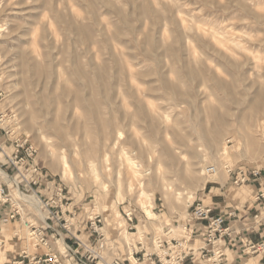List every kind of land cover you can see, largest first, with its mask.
<instances>
[{
    "label": "rangeland",
    "instance_id": "1",
    "mask_svg": "<svg viewBox=\"0 0 264 264\" xmlns=\"http://www.w3.org/2000/svg\"><path fill=\"white\" fill-rule=\"evenodd\" d=\"M0 30V144L5 154L11 153L5 131L28 137L47 175L105 218L109 235L120 240L118 254L126 256L125 230L131 237L129 251L144 238L188 239L192 204L219 202L221 186L230 201L253 200L252 186L233 187L229 171L255 167L264 177V104L260 110L250 104L264 96V0H0ZM213 114L225 118L220 138L212 133ZM55 127L65 131L64 142ZM41 136L57 148L55 158ZM215 139L218 146L211 143ZM223 142L229 146L226 157ZM92 143L108 193L79 158ZM62 150L74 182L59 174ZM123 151L139 165L138 179L154 195L150 210L157 219L150 220L142 208L139 182L124 163ZM5 154L0 151V167ZM107 155L109 163L103 161ZM208 167L217 170L212 179L201 174ZM120 170L125 199L118 203ZM3 180L0 176V184ZM129 181L135 187L132 195ZM164 181L185 195L188 207L164 194ZM124 211L135 215L130 225L137 231H128ZM16 227L0 238L6 241L0 247L6 262L19 250L9 242ZM254 258L246 264H255Z\"/></svg>",
    "mask_w": 264,
    "mask_h": 264
},
{
    "label": "built area",
    "instance_id": "2",
    "mask_svg": "<svg viewBox=\"0 0 264 264\" xmlns=\"http://www.w3.org/2000/svg\"><path fill=\"white\" fill-rule=\"evenodd\" d=\"M14 133V135H12ZM12 130L5 131L6 143L10 142V154L0 171L6 180L0 184V235L10 226L18 225L9 242L19 246L12 260L5 264H133L129 247L126 256L118 254L119 242L109 235L108 226L97 208L70 195L63 183L51 179L39 159L38 147L28 137L18 136ZM208 167V172H215ZM233 187L260 184L264 180L261 169L250 167L229 171ZM255 204L264 203V191L254 196ZM186 229L188 239H167L166 235L154 236L150 241L142 239L133 247L135 264H231L225 238L234 234L232 226H226L228 215L214 214V208L201 201L194 202ZM126 223L133 224L135 215L124 211ZM254 223L264 222L262 214L254 215ZM130 225L128 231H134ZM203 236V244L194 246L195 236ZM137 233H132L136 235ZM168 234V233H167ZM246 256L264 255V241L241 239ZM6 241L0 240L3 248Z\"/></svg>",
    "mask_w": 264,
    "mask_h": 264
},
{
    "label": "bare ground",
    "instance_id": "3",
    "mask_svg": "<svg viewBox=\"0 0 264 264\" xmlns=\"http://www.w3.org/2000/svg\"><path fill=\"white\" fill-rule=\"evenodd\" d=\"M3 30H0V32H2ZM173 89V88H172ZM178 91V90H177ZM174 92V91H173ZM82 96V95H81ZM256 98L253 100V102H251L250 104H252L253 105V109L254 110H260V107H261V105L262 104H264V96H260V95H258V96H255ZM52 99V98H51ZM87 101V100H86ZM50 102V101H49ZM87 103V102H86ZM93 103H94V100H92V103L90 104L91 105V107H90V111L91 110H94V109H92V105H93ZM99 103H100V101H99ZM43 105L42 106H44V107H47V101L46 102H43L42 103ZM50 104V103H49ZM49 106V105H48ZM95 106H97V105H95ZM54 107V106H53ZM98 108V107H97ZM251 108V109H252ZM87 109H89V108H87ZM253 109H252V111H253ZM98 110V109H97ZM95 111V110H94ZM93 111H91V113H92ZM228 112V111H227ZM93 113H95V112H93ZM217 113V112H216ZM247 115V114H246ZM32 116L34 117V112L32 113ZM228 116V115H227ZM223 118H221V117H219V116H217L216 114H213L212 115V118H214L215 119V123H214V125H213V127H212V133L213 134H215V135H217V138H220L221 137V131H220V126H224V124H225V118H224V116H222ZM106 124V123H105ZM106 127H107V125H106ZM206 128V127H205ZM55 129H56V131L58 132V136L61 138V140L64 142V137H65V134L66 133H64L62 130H60V129H58L57 127H55ZM228 129V128H227ZM174 131V130H173ZM15 132V131H14ZM71 132V131H70ZM77 132V131H76ZM73 134H74V132H73ZM162 134V133H161ZM71 135V134H70ZM210 135H212V134H210ZM67 136V135H66ZM42 137V136H41ZM94 138V137H93ZM211 138V137H210ZM213 138V137H212ZM222 138H224V137H222ZM108 139V138H107ZM41 140L43 141V143L45 142V146H46V149H47V153H48V155L49 156H51V157H54L55 158V155L57 154L56 153V147H55V145L54 144H52L51 142H50V140H48L47 138H45V137H42L41 138ZM181 140V143H183V144H186L185 143V140L184 139H180ZM226 140V139H225ZM180 142V141H179ZM188 143V142H187ZM211 143H213L214 145L213 146H218V141L215 139V140H212V142ZM224 143V142H223ZM96 149V145L95 144H93L92 143V147L88 150V152H87V155H83V154H80L79 155V158H80V160H81V164H86V166L87 167H89V170L91 171V174H92V178H93V180H94V182L96 183V185L103 191V192H105V193H108L109 192V187L106 185V182H104L103 180H102V177H101V173H100V171H99V166H98V163H97V160H96V158H95V154H93V153H95V150ZM222 150H223V155L226 157V156H228V154H229V146H228V143L227 142H225L224 144H223V146H222ZM194 151V150H193ZM169 152V151H168ZM59 153V152H58ZM169 154V153H168ZM171 154V153H170ZM174 154V153H173ZM122 158L124 159V163L126 162L127 163V165H128V167H130L129 169H132V171H133V173H134V176L135 177H137V179H138V177H139V175H140V171H139V165L136 163V162H134V160H133V158L127 153V152H125V151H123L122 152ZM146 157V156H145ZM171 157H174V155H172ZM58 160H59V163H60V171H59V174H60V176L62 177V179H64V181H75V179H76V175L74 174V172L72 171V169H71V166H70V162H69V158H68V156H67V152L65 151V150H62L61 152H60V154L58 155V158H57ZM173 159V158H172ZM227 160V159H226ZM225 160V161H226ZM229 160V159H228ZM228 160H227V162H225V163H229L228 162ZM103 161L104 162H106V163H109V157H108V155L103 159ZM125 163V164H126ZM189 164V163H188ZM122 165V164H121ZM124 165V164H123ZM229 165V164H228ZM189 166V165H188ZM192 166V165H191ZM185 167V166H184ZM216 172H217V170H215V172H208V168H206L204 171H202V175H204V174H206V173H208L209 175V177H211L210 179H212L215 175L214 174H216ZM191 174V173H190ZM0 176L2 177V178H6L5 176H3V174L1 173V171H0ZM78 177H85L84 176V174L83 173H79L78 175H77ZM117 176H119L118 177V179H116L117 180V182H116V184H115V188H116V198H117V201L116 202H118V203H120L121 202V200H123V199H125V190H124V186H123V181H122V172H121V170L118 172V175H116V177ZM188 176V175H187ZM138 182H139V187H140V192H139V202H140V204H141V206H142V208H144L146 211H147V213H148V218H150V220H153V219H157L158 217L156 216V214L152 211V210H150V207L151 206H153V194H150V193H148L146 190H145V184L142 182V180L141 179H138L137 180ZM129 184H128V187H127V192H128V194H133V193H135V187H134V183H133V181H129L128 182ZM173 184L172 183H170V182H168V181H164L163 182V191L165 192L164 194L166 195V196H174V198H175V200L177 201V203L179 202V203H185V205L188 203V201L186 202L185 201V195L183 194V193H180V192H177L176 190H174V187L172 186ZM191 198L193 199V196H189L188 195V198L187 199H190L189 201H191ZM167 199V198H166ZM183 200L185 201V202H183ZM178 203V204H179ZM191 203V202H190ZM191 205V204H190ZM189 205L187 204V206L186 207H188ZM117 213V212H116ZM117 215L118 216H116V218L117 217H119L120 215L117 213ZM123 226V222H118V227H122ZM120 229V228H119ZM139 231V233H140V235H142L143 234V232H142V230H141V228L138 230ZM190 232V231H189ZM124 236H123V238H124V240H125V244L129 247V249H130V247H131V245H132V243H131V237H129L128 236V233H127V231L125 230L124 232ZM138 233V234H139ZM171 233H175V230L173 229L172 231L170 230V232L168 233V234H171ZM188 234V233H187ZM123 235V234H122ZM5 238V236H3V235H0V238ZM144 238V237H143ZM186 239H187V235H186ZM130 252V256H129V258H130V260L132 261V263L133 264H135L136 262H135V259H134V257H133V252H134V250L133 249H131V251H129ZM133 259V260H132ZM8 260V258L7 257H5V252L4 251H1L0 250V264H4L6 261Z\"/></svg>",
    "mask_w": 264,
    "mask_h": 264
},
{
    "label": "crops",
    "instance_id": "4",
    "mask_svg": "<svg viewBox=\"0 0 264 264\" xmlns=\"http://www.w3.org/2000/svg\"><path fill=\"white\" fill-rule=\"evenodd\" d=\"M262 187L260 184H252V189L254 191L253 200L249 204L241 203L238 201H230L225 190V186H221L218 190L221 191L220 196L223 199H217L219 202L212 201L209 206L214 208L215 215H228L234 213V217L227 218L226 226H232L234 229V234L231 238H225V243L229 254L233 255V259L229 260L231 264H246L247 259L251 256H246L243 253V246L241 239L248 238L254 242L264 241V222L260 226H256L254 223V215L262 214L264 211V203L258 205L254 203V196L261 190L264 191V180L262 181ZM214 189V188H212ZM212 192V191H211ZM207 205V204H206ZM198 238L200 242L197 245ZM203 244V236L199 233L195 236L194 246H201ZM255 264H264V255L255 256ZM189 264H197L196 261H192Z\"/></svg>",
    "mask_w": 264,
    "mask_h": 264
}]
</instances>
